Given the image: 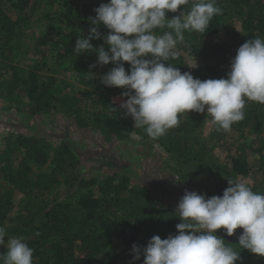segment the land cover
<instances>
[{
	"label": "trees",
	"instance_id": "trees-1",
	"mask_svg": "<svg viewBox=\"0 0 264 264\" xmlns=\"http://www.w3.org/2000/svg\"><path fill=\"white\" fill-rule=\"evenodd\" d=\"M108 2L0 0V114L32 125L0 119V226L8 237H24L34 249L33 264H143V255L133 259L134 244L142 249L154 235L178 234L180 199L170 192L177 187L210 198L222 196L228 180L239 179L264 194V104L246 101L245 118L227 132L207 112H185L179 126L158 139L134 128L125 110L113 104V97L127 99L126 89L105 86L100 77L115 65L99 66L95 52H74L79 36L86 38L96 26L89 19L95 9ZM216 6L222 15L203 33L186 31L177 56L165 63L201 80L227 78L238 48L264 39V0H216ZM36 21L42 29L29 33ZM98 31L103 37L110 30L100 25ZM91 43L109 49L102 38ZM124 66L130 72L131 65ZM50 118L105 141L137 137L151 153L158 148L166 178L165 185H154L168 187L169 196H157L154 181L139 182L141 172L129 163L110 162L103 176L86 175L84 162L94 155L72 142L69 127L63 135L49 132L43 121ZM216 231L239 252L236 264H264V256ZM6 251L0 246V253Z\"/></svg>",
	"mask_w": 264,
	"mask_h": 264
},
{
	"label": "clouds",
	"instance_id": "clouds-1",
	"mask_svg": "<svg viewBox=\"0 0 264 264\" xmlns=\"http://www.w3.org/2000/svg\"><path fill=\"white\" fill-rule=\"evenodd\" d=\"M184 5L190 7L167 17L168 12L175 13ZM222 11L216 0H109L95 9L97 15L89 19L96 26L86 38L79 36L74 52H95L99 66L115 65L100 81L126 89L122 96L127 99L120 109L132 118L133 127L144 129L148 137L158 139L178 127L179 115L185 112H207L218 130L227 132L245 118L246 101L264 104V39L255 37L238 48L227 78L201 80L165 63L177 56L175 50L186 31L205 32ZM100 25L110 30L103 37ZM101 38L108 50L91 43ZM124 62L131 65L130 72ZM228 183L222 196L206 198L186 190L176 208L183 221L176 225L178 234L166 239L154 235L142 249L134 244L133 259L143 255V264H236L239 252L217 235L216 230L222 228L227 236L242 228L239 247L264 256V194L239 179ZM0 246L7 248L6 253H0V264H33L34 249L24 237H8L3 226Z\"/></svg>",
	"mask_w": 264,
	"mask_h": 264
},
{
	"label": "rangeland",
	"instance_id": "rangeland-1",
	"mask_svg": "<svg viewBox=\"0 0 264 264\" xmlns=\"http://www.w3.org/2000/svg\"><path fill=\"white\" fill-rule=\"evenodd\" d=\"M42 27L43 25L42 23H40V21L33 22L30 25L29 33L37 31L40 32ZM118 104L120 105L121 102L118 101ZM0 119L7 124L10 121H12V123L14 122L20 125H26L28 123L26 127L29 126L31 123L29 122V120L27 121L26 119H21L17 115H9L6 112H2L0 114ZM23 121L26 122L24 123ZM46 121L47 123H45ZM43 122L49 132L56 134L59 133L60 135H63L65 130H67V127H69L71 131V134L69 135L72 142L77 145L80 149H82L83 152L94 155V157H91L88 162H84V166L88 167L86 175L96 176V173H100V176H103V174L110 172V169H108L110 167V162L115 163V165L121 164V166L123 164L129 163L133 165L134 169L137 172H141V180L138 177L139 182L142 181V178L144 183L154 181L152 183V187H157V189H154V193L157 196L160 193L162 195L170 194L168 187L167 189H162L161 187L154 185H165L166 178L165 171H163L162 169L160 158L161 154L158 148L154 147V149L152 150L153 153H151L149 146L142 144L137 137H133L132 141L128 143H119L117 141H105L103 138L96 134L90 133L88 131L77 130L74 125L70 122L64 123L54 118H50V120L45 119ZM186 190L190 191L186 188L179 189L177 187V189L174 188L170 192L173 193V197L181 199L185 194ZM19 199H17L16 201L18 202ZM10 223L12 224V220H10ZM243 231L244 230L242 228H238L234 235L227 236L226 231L222 228L220 229L219 234H222L223 237L226 235L227 237H229L230 241H234L239 240V235L242 234Z\"/></svg>",
	"mask_w": 264,
	"mask_h": 264
},
{
	"label": "built area",
	"instance_id": "built-area-1",
	"mask_svg": "<svg viewBox=\"0 0 264 264\" xmlns=\"http://www.w3.org/2000/svg\"><path fill=\"white\" fill-rule=\"evenodd\" d=\"M118 101H120L121 104H122V103L125 102L126 100L120 98L119 96H116V97H113V98H112V102H113V104H116L118 107H120L121 104L119 105V104H118Z\"/></svg>",
	"mask_w": 264,
	"mask_h": 264
}]
</instances>
